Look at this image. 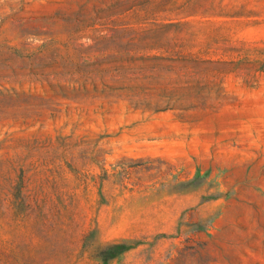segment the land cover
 <instances>
[{"label": "rangeland", "instance_id": "1", "mask_svg": "<svg viewBox=\"0 0 264 264\" xmlns=\"http://www.w3.org/2000/svg\"><path fill=\"white\" fill-rule=\"evenodd\" d=\"M0 264H264V0H0Z\"/></svg>", "mask_w": 264, "mask_h": 264}]
</instances>
